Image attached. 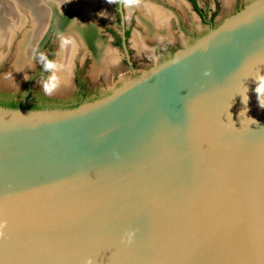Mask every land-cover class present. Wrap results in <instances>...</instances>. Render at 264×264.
<instances>
[{"label":"water","instance_id":"95a60500","mask_svg":"<svg viewBox=\"0 0 264 264\" xmlns=\"http://www.w3.org/2000/svg\"><path fill=\"white\" fill-rule=\"evenodd\" d=\"M121 45L104 95L0 105V264H264V0L140 73Z\"/></svg>","mask_w":264,"mask_h":264},{"label":"rangeland","instance_id":"374dc122","mask_svg":"<svg viewBox=\"0 0 264 264\" xmlns=\"http://www.w3.org/2000/svg\"><path fill=\"white\" fill-rule=\"evenodd\" d=\"M44 1L0 0V32L11 30L15 32L6 45L0 43V99L6 96L1 94H10L18 100H23L26 85L30 80L33 87L39 88L47 99H50L49 102L37 100L38 104H43L44 107H67L94 99L120 85L131 73L126 53L115 41V36L120 38L125 31L128 58L135 71L140 73L163 61L211 27L201 22L186 0H133L130 11L127 9L125 0H112V3L108 0H97L92 3L93 6L88 10V15L85 14V18L96 34L106 42L108 53L113 54L114 59L116 58L113 62L115 64L110 65L111 61L107 55L104 63L96 68L93 65L94 58L91 52L80 46L69 60L67 81L60 79L59 89L53 95H46L42 89V82L47 80L51 73L45 71L44 75H38V68L47 58L58 64L62 40L74 33L72 24H64L61 17L54 11L48 12L53 4L49 1L46 3L47 0ZM249 1L251 0H197L199 6L208 13L214 9V26ZM146 3L154 4L162 10L164 15L166 14L168 20L165 22L168 23V32L151 33L152 31L150 32L141 22L148 18L143 6ZM41 4L45 8L43 14L37 13V8ZM76 6H80L83 10L85 5H82L81 0H68L66 10L68 17L72 15L75 10L73 8ZM19 16L25 18L21 26L17 24L20 23ZM27 33L34 35L30 42L33 45L26 46L27 48L24 49L23 42L27 38ZM41 33L42 37H40ZM35 42L37 45L34 44ZM169 44L172 47L171 51L167 47ZM77 74L90 86L88 93L83 95L78 93L75 78Z\"/></svg>","mask_w":264,"mask_h":264},{"label":"bare ground","instance_id":"6f19581e","mask_svg":"<svg viewBox=\"0 0 264 264\" xmlns=\"http://www.w3.org/2000/svg\"><path fill=\"white\" fill-rule=\"evenodd\" d=\"M38 1L41 2L44 0H38ZM48 1L53 4V5H51L52 6L51 8L48 7L50 9L48 12L53 13V11H54L61 17L64 24H66V23L72 24L71 28H72V31L74 33L73 35H69L67 37H64V39L62 40V43H61V49L59 52L60 53V59L58 62V65H60V69L57 72V75L59 76V78L61 80L67 81V79H68V72L67 71H69L68 70L69 69V60L72 58V56L74 55V53L77 51V49L80 46H83L85 49H88L91 52V54L93 55V58H94L93 65L96 68H99V66H101L104 63L107 55H109L108 58L111 61L110 65H112L113 62H115L116 58L114 59L113 54L110 55L108 53L107 45H106V42L104 41V39H102L99 35L96 34L95 30L92 28V25L85 18V14L88 15V10L93 6L92 3H95L97 0H81L82 5H85L82 8L83 10L80 9V6L79 7L76 6L75 8H73L75 10L72 12V15L70 17H68V14H66V10L68 9V0H47L46 3ZM143 6H144V9L147 13L148 18L146 20H141V22H143L145 24L146 28L148 30H150V32L152 31L151 33H155V32L166 33V32H168V28H169L168 23L165 22L168 20L166 14L164 15L162 10L159 9L158 7H156L154 4L146 3ZM132 7H133V2L131 4L127 3L128 11H130V9H132ZM44 10H45V8H44V6L42 7V4H41L37 8V11H38L37 13L43 14V13H45ZM146 13H143V14H146ZM30 15H31V13H30ZM19 17L21 18L20 23L18 22L17 24L19 26H21L25 22V18H24V16H19ZM32 17H34V16H32ZM137 18H138V16H137ZM151 19H153L154 21ZM32 20H34V19H32ZM34 21H36V20H34ZM47 23H48V21H47ZM17 24H15V25H17ZM12 25H14V24H12ZM15 28H12V29H15ZM33 30H34V28H33ZM38 30H40V29H38ZM14 33L15 32L13 30H11L10 32H8V31L7 32H0V43L6 45L9 41H11L12 37L14 36L13 35ZM26 36H27V38L23 42V48L24 49L29 47L30 45H33V43L31 44L30 42H31V39L33 38L34 35L32 36L31 33H27ZM40 37H42V33H41ZM36 42L34 44H36ZM36 45H34V46H36ZM109 60H108V62H109Z\"/></svg>","mask_w":264,"mask_h":264},{"label":"flooded vegetation","instance_id":"af4514ba","mask_svg":"<svg viewBox=\"0 0 264 264\" xmlns=\"http://www.w3.org/2000/svg\"><path fill=\"white\" fill-rule=\"evenodd\" d=\"M186 1L191 5L192 9L194 10V12H196V14H197L198 18L201 20V22L207 24L208 26H211L210 23H208L207 21H204L202 19V17L200 16V14L194 9V5L196 4L199 8L202 9V12L206 15V19H208L212 15V13L214 12V9H212V11H210L208 13L201 6H199L197 0H194V1L186 0ZM213 18H214V16H213ZM213 18H212V23H213ZM123 34H124L125 40H126L125 31L123 32ZM115 38H116L115 41L118 44L121 45V43H122V37L119 38L118 36H115ZM167 47L169 48L168 50L171 51V48H172L171 45L169 44ZM46 60H50V58H47ZM46 60L43 62V64H41L39 66V68H38L39 70L37 71V74L38 75H44L45 74V70H44L43 65L46 62ZM75 78H76L78 93L80 95H83V94L88 93L89 92V89H90V86L88 85L87 81L85 79L79 77L78 74L75 76ZM28 91H30V96L28 95V97H26V94H27ZM1 95H6L7 96V97L5 96V98H2V99L9 98V99L18 100V98L16 99L15 96L10 95V94H1ZM24 98L26 99L25 102H27V103L28 102H31V101L33 102L35 100H40V99L42 101H45V102H49L50 101V99H47V97L39 90V88L33 87L32 80H30L29 83L26 85L25 92H24ZM18 101H21V100H18Z\"/></svg>","mask_w":264,"mask_h":264},{"label":"clouds","instance_id":"9594fccd","mask_svg":"<svg viewBox=\"0 0 264 264\" xmlns=\"http://www.w3.org/2000/svg\"><path fill=\"white\" fill-rule=\"evenodd\" d=\"M109 3H112V0H108ZM126 3L131 4L133 0H125ZM42 58H44L42 56ZM44 70L50 72L51 74L48 76L47 80L42 82V89L46 95H53L61 86V80L57 75V72L60 69V65L57 64L54 60H46L43 65ZM205 74L207 75L208 72L206 71ZM259 91V89H258ZM6 227V221L0 220V236L4 235V229ZM134 233L129 231L126 233L125 239L128 242H131L133 239ZM86 264H93L92 258H88Z\"/></svg>","mask_w":264,"mask_h":264},{"label":"trees","instance_id":"16d2710c","mask_svg":"<svg viewBox=\"0 0 264 264\" xmlns=\"http://www.w3.org/2000/svg\"><path fill=\"white\" fill-rule=\"evenodd\" d=\"M191 1H194V0H191ZM194 9L200 14V16L202 17V19L204 21H207L208 23L211 24V26H214L213 23H212V18L213 16L215 15V12L212 13V15L206 19V15L202 12V9L199 8L196 4L194 5ZM28 95L30 96V91L27 92L26 94V97H28ZM25 98L21 101H18V100H14V99H0V105L1 106H5V107H10V108H18V107H22V108H44V105L41 104L39 105L37 100L35 101H31V102H25ZM44 100V99H43Z\"/></svg>","mask_w":264,"mask_h":264}]
</instances>
